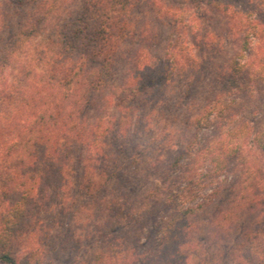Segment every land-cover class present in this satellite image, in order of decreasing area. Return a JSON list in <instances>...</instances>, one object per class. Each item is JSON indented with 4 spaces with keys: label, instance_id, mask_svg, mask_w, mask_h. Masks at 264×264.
Returning <instances> with one entry per match:
<instances>
[{
    "label": "rangeland",
    "instance_id": "obj_1",
    "mask_svg": "<svg viewBox=\"0 0 264 264\" xmlns=\"http://www.w3.org/2000/svg\"><path fill=\"white\" fill-rule=\"evenodd\" d=\"M15 1L0 0V79L5 80L6 89L22 90L18 98L8 101L0 91V163L5 158L8 162L0 171L10 172L15 168L19 172L25 165L14 168L17 161L4 157L11 140L6 127L12 128L32 100L42 101L49 94L45 80L54 70L52 56L58 41L65 40L64 25L84 0H28L24 6ZM157 2L155 13L146 0L129 11L130 31L122 44L116 77L97 92L95 108L89 111L92 130H85L83 136L90 139L93 134L101 140L103 153L80 143L67 169L73 190H63V197L54 185L35 191L34 206L13 241L20 264H166L167 260L173 264L171 256L177 254L185 255V264H253L264 257L262 216L242 215L227 238L213 237L211 221L218 202L188 219L193 226L186 236L189 240L183 241L178 251L170 247L166 254H157L152 249L154 240L146 232L154 220L168 213L164 199L169 190L178 192L193 180L206 182V158L196 156L195 164L175 159L189 143L198 118L207 115L209 101L219 98L214 105V123L222 113L242 116L254 127L264 123V80L252 78L250 72L236 75L242 83L246 79L244 85L246 90H254L252 96L238 93L227 82L234 71L232 58L242 53L244 39L241 15L234 12L249 11L250 16L264 19V0ZM144 22L150 26L146 34L142 32ZM254 43L264 53V40L254 38L250 45ZM43 47L44 53L38 55V48ZM137 48L145 49L141 71L137 80L138 72L133 71L130 83L137 84L149 75L158 79V84L145 105L133 111L123 103L119 106L117 100L133 69ZM253 52L256 50L252 49L254 56L247 62L252 70L261 66V53ZM61 91L55 88L57 95ZM220 120L223 123V118ZM252 157L264 172V154L254 150ZM85 167L93 174L94 184L90 190H78L74 184L81 180ZM213 187L205 185L199 191L208 194ZM6 188L0 190V227L1 215L8 213L11 201L23 191ZM145 203L152 213L143 212ZM246 229L248 239L243 238L234 253L231 249ZM250 245L251 253L243 252ZM246 254H251L250 258Z\"/></svg>",
    "mask_w": 264,
    "mask_h": 264
},
{
    "label": "trees",
    "instance_id": "obj_2",
    "mask_svg": "<svg viewBox=\"0 0 264 264\" xmlns=\"http://www.w3.org/2000/svg\"><path fill=\"white\" fill-rule=\"evenodd\" d=\"M27 1L16 0L15 3L24 6ZM141 1L144 2V0H84L79 11L64 25L65 40L58 41L59 47L52 56L54 70L50 71L49 75L46 73L48 78L45 80V84L51 89L49 94L45 96L46 98H42V101L32 100L28 104L26 113L13 122L12 128L9 125L6 127L11 140L4 157L11 156L17 161L13 162L14 168L20 164L25 166L19 172H15L16 168L14 172L0 171V190H4L3 187H7L6 190H23L11 201L8 213L1 215L0 264H20L19 252L13 248V241L17 240L21 223H24V219L31 211L30 207L36 196L35 191L48 190V187L54 185L56 190L62 192L63 197V190H73V182L68 179L67 169L80 143L86 144L88 148L94 146L103 153L101 140H97L93 134H91L92 138L87 139L83 134L85 130H92L89 111L95 108L97 92L102 91L103 87H107L116 77L122 44L128 39L130 31L128 13ZM146 1L155 13L157 0ZM234 14L238 17L241 15L239 22L244 27V39L242 53L232 58L231 65L234 71L227 82L228 86L233 85V89L238 93L252 96L254 90H246L244 85L246 79L242 83L235 77L250 72V75L251 73L254 75L252 78L258 77L264 80V53L258 51V47H254L255 43L250 45L254 38L259 41L264 40V19L250 16L249 11L236 10ZM143 25L142 32L146 34L150 26L148 27L146 22ZM227 25L230 26L229 22ZM44 48L46 47L38 48V55L44 53ZM252 49L256 50V53L253 52L255 54L261 53L259 55L261 66L253 70L247 67V62L250 63L253 55ZM144 51V48L135 50L133 69L126 78L127 81H124L120 89L121 96L117 100L118 103L116 102L119 106L123 103L127 110L135 111L136 108L145 105L144 102L150 99L153 90L157 88L158 79L149 75L144 80H138L137 84L130 83V79L134 77L133 71L138 72L134 77L136 80L140 75V59ZM240 57L245 61H241ZM57 86L63 90L60 95L55 92ZM0 91L3 100L8 101L18 98L22 90L15 91L12 87L6 89V82L1 78ZM216 101H219V98L215 97L209 101L206 106L207 115L198 118L189 143L181 148L175 159L176 162L187 159L191 164H195L196 156L206 158L207 172L203 175L206 182L202 184L197 180L194 183L193 180L191 185L181 188L182 190L178 192L169 190L164 199L168 213L159 219L156 218L151 229L146 232L147 237L154 240L152 249L157 254H166L170 247H176L175 250L178 251L183 241L187 243L189 240L186 236L193 226L188 219L197 217L200 212H204L216 202H218L217 211L211 221L213 237L227 238L230 232L238 227L236 222L242 215L249 214L264 218L262 212L264 172L252 157L254 150L264 154V123L254 127L242 116L223 113L220 114L223 123H220L222 121L218 115L214 123L212 116ZM225 105L229 107L230 103ZM6 161L5 158L0 166L7 167ZM93 184V174L87 173L85 167L81 180L74 185L78 190L80 188L90 190ZM205 185L214 187L210 193L201 194L199 190ZM199 197L201 200L196 204L189 203ZM157 198L159 200V197ZM143 205V212L152 213L148 208L149 204ZM246 232L248 233L247 229L243 231L244 237L241 236L237 244L232 247L234 253L238 243L241 244L243 238L248 239ZM45 234L50 237L49 230ZM250 247L251 245L244 247L243 252L251 253ZM237 249L241 251L240 248ZM247 255L250 258L251 254L245 255L248 258ZM171 258L173 264L177 261L185 264L182 259L185 255L184 257L182 255L179 257L178 254L172 255ZM167 261L164 262L167 264ZM252 262L264 264V257ZM155 263L160 264V262Z\"/></svg>",
    "mask_w": 264,
    "mask_h": 264
}]
</instances>
